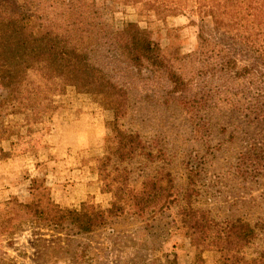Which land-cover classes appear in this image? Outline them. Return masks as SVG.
Instances as JSON below:
<instances>
[{
    "label": "rangeland",
    "instance_id": "rangeland-1",
    "mask_svg": "<svg viewBox=\"0 0 264 264\" xmlns=\"http://www.w3.org/2000/svg\"><path fill=\"white\" fill-rule=\"evenodd\" d=\"M18 1L38 11L57 5V0ZM91 2L97 31L136 23L151 33L183 79L174 93L165 75L130 70L109 46L96 54L130 93L129 112L119 125L138 134L156 159L137 156L120 163L111 155L116 131L106 98L79 94L31 71L20 86L0 89V227L8 226V202L34 199V180L47 189L39 196L46 194L54 207L107 210L116 192H108L106 184L121 187L126 174L127 192L138 194L149 177L166 170L174 180L172 203L142 216L126 197L125 212L108 226L71 240L40 223L16 225L0 236V264L258 259L264 252V0ZM107 156L112 160L102 176ZM188 206L214 222L197 246L183 224ZM238 221L256 230L249 244L227 242L228 229Z\"/></svg>",
    "mask_w": 264,
    "mask_h": 264
},
{
    "label": "trees",
    "instance_id": "trees-1",
    "mask_svg": "<svg viewBox=\"0 0 264 264\" xmlns=\"http://www.w3.org/2000/svg\"><path fill=\"white\" fill-rule=\"evenodd\" d=\"M76 2H82L88 8L78 6ZM88 2L90 0H57L54 10L38 11L27 9L18 0H0V89L11 90L15 84L20 86L29 72L35 70L48 80H60L65 87H72L79 94L104 97L114 113L116 146L111 155L116 156L120 163L131 162L137 156L156 159L138 134L123 130L119 125L129 112L130 93L107 71L96 54L100 52V46L107 45L130 70L158 71L165 75L174 93L181 91L183 79L161 46L152 39L151 33L136 23H128L118 31H97L98 26L92 19L97 11L93 8L94 2ZM244 70L251 69L244 67ZM247 74L249 72L244 76ZM111 158L106 157L101 167L102 176ZM123 177L119 183L121 187L106 184L108 192L114 189L116 192V201L107 210H96L87 204L80 210L54 207L46 194L39 196V192L47 189L34 180L31 190L35 197L30 203L8 202L7 211L11 216L6 220L7 229L0 227V236L6 235L16 225L32 222L45 225L71 240L72 236L87 235L108 226L110 220L125 212L121 203L126 197L142 216L172 203L175 186L170 172L165 170L158 176L149 177L138 194L127 192L128 177L126 174ZM213 223L212 218L192 206H188L183 216L188 237L195 246L208 238ZM255 236L253 226L238 221L228 229L226 238L230 244L246 245ZM242 263L264 264V252L250 263L243 258Z\"/></svg>",
    "mask_w": 264,
    "mask_h": 264
},
{
    "label": "crops",
    "instance_id": "crops-1",
    "mask_svg": "<svg viewBox=\"0 0 264 264\" xmlns=\"http://www.w3.org/2000/svg\"><path fill=\"white\" fill-rule=\"evenodd\" d=\"M86 187H87V190H89L90 186L88 187V185H86Z\"/></svg>",
    "mask_w": 264,
    "mask_h": 264
}]
</instances>
